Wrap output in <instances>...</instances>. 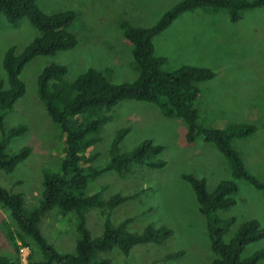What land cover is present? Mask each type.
<instances>
[{"label": "rangeland", "instance_id": "obj_1", "mask_svg": "<svg viewBox=\"0 0 264 264\" xmlns=\"http://www.w3.org/2000/svg\"><path fill=\"white\" fill-rule=\"evenodd\" d=\"M182 0H38V6L48 14L73 11L76 18L71 26L78 44L55 55L38 56L30 61L20 74L26 84L25 95L4 119L7 129L26 124L28 129L7 144L13 154L24 146L31 154L12 172L0 171V184L21 193L26 209L41 201L44 169L57 171L63 159V134L53 122L47 108L39 98L37 79L48 65L67 66L65 81L73 82L89 68L103 72L116 84L133 82L140 69L133 56V47L125 39L123 21L138 27H152L162 15ZM40 32L27 18L17 24L0 17V80L8 88L4 69L7 50L14 46L21 53ZM155 54L166 58L162 69L173 71L183 65L208 67L215 71L214 79L199 83L200 96L196 103L204 127L224 129L230 124H253L256 131L245 138L233 140L246 167L264 181V7L245 10L238 21H232L226 9L210 8L187 12L154 37ZM114 118L102 132V140L89 149L99 156L94 165L109 160V150L120 128L130 131L120 143L122 152L130 151L145 139L164 147L158 155L167 163L162 168H150L133 163L130 172L122 175L106 172L89 182L87 192L100 191L104 199L114 194L138 193L118 205L111 213V221L119 224L132 218L131 232H141L148 225H166L173 234L162 244L147 243L135 246L129 255L118 248L103 255L110 264H153L170 252L184 254L167 264H210L214 254L208 221L201 213L197 195L184 175L206 180L211 193L217 185L233 179L225 155L215 144L198 136L194 143L186 142V123L181 119L165 117L151 103L123 100L112 111ZM1 135V131H0ZM239 191L236 205L218 214L231 219L225 239H230L239 226L257 219L264 227V190L255 188L244 179H236ZM105 218L99 208L87 212V227L93 236L104 230ZM5 223L17 230L10 210L0 204V254L14 256L13 242L8 238ZM41 230L49 242L64 253L76 249L78 238L76 216H65L55 208L40 222ZM39 258L35 243L28 239ZM264 248V237L249 243L243 256ZM28 247L21 249L23 264H27ZM264 264V258L260 260Z\"/></svg>", "mask_w": 264, "mask_h": 264}, {"label": "trees", "instance_id": "obj_2", "mask_svg": "<svg viewBox=\"0 0 264 264\" xmlns=\"http://www.w3.org/2000/svg\"><path fill=\"white\" fill-rule=\"evenodd\" d=\"M264 7V0H182L165 12L152 27H138L128 21L121 24L125 39L133 47V56L140 74L133 82L113 83L107 76L89 68L73 82L65 81L68 68L54 63L46 66L37 79L39 98L47 108L53 122L63 134V159L57 171L44 169L42 173L43 192L40 203L28 210L21 193L8 190L0 184V204L10 210L17 230L5 223L8 238L13 242L15 255L0 254V264H23L21 249L28 247L27 264H110L103 254L118 248L124 255L140 244H162L173 234L171 227L148 225L141 232H131L126 218L119 224L111 221V213L118 205L138 193L114 194L104 199L100 191L88 193L91 180L106 172L120 175L130 172L133 163L150 168H162L166 161L158 157L164 147L145 139L130 151L122 152L120 143L130 131V127L120 128L109 150V160L101 165L93 162L99 153H89V149L102 140L104 126L114 115L113 109L123 100L144 101L156 105L167 118L181 119L186 123V142L194 143L198 136L213 143L228 159L233 179L220 182L213 192L207 189L206 180L194 175H184L193 186L199 208L208 221L211 247L214 254L210 264H260L264 258V248L249 256H243L245 247L264 237V227L255 218L242 223L235 234L225 239L227 225L231 219L222 218L218 212L236 205L239 191L236 179H244L255 188L264 190L260 180L246 167L240 152L234 148L233 140L245 138L256 131L253 124H230L224 129L207 128L201 124L196 105L200 89L198 84L215 78L211 68L183 65L173 71H164L166 58L155 54L154 37L169 28L181 15L198 9H226L232 21H238L245 10ZM4 15L9 23L17 24L27 18L40 35L21 53L10 47L4 57V69L9 86L0 80V171L12 172L32 152L24 146L13 154L7 152V144L12 137L24 133L26 124H18L7 129L5 116L25 95L26 84L20 74L25 66L38 56L55 55L76 47L78 40L71 30L76 18L73 11L54 14L44 12L38 0H0V17ZM55 208L65 216H76L78 238L72 253L60 252L48 241L41 230L40 222ZM99 208L105 218L104 230L100 236H93L87 227V212ZM31 239L38 251L28 241ZM183 251L170 252L153 264H167L178 258Z\"/></svg>", "mask_w": 264, "mask_h": 264}]
</instances>
